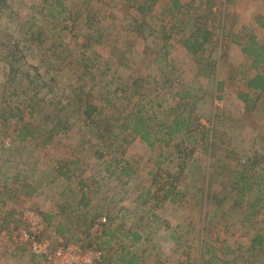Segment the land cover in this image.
<instances>
[{"label": "trees", "instance_id": "trees-1", "mask_svg": "<svg viewBox=\"0 0 264 264\" xmlns=\"http://www.w3.org/2000/svg\"><path fill=\"white\" fill-rule=\"evenodd\" d=\"M204 1L206 8H211L212 0ZM119 2L123 18L128 19L123 28L125 33L146 43L140 52V59H137L140 62L146 60L141 63V68L139 67V70L145 69L146 72L133 70L131 64L134 60L131 62L129 58L133 53L118 49L116 44L108 57L102 56L97 48L104 42H111L112 37L105 29L97 26L104 19L97 10L92 6L87 7L88 5L85 10H80L85 0H81V7L73 9L66 6L65 0H41V3L34 7L37 12L29 14V22L20 27L18 34L21 38L15 39L17 42L11 46L8 45L10 41L4 44L5 50L0 54L1 69L4 71V81L0 84V152L12 151L10 147L17 144L20 145L18 150L33 145L39 148V152H43L46 148L53 147L61 138H67L74 133L80 136L78 140L82 146L81 150H85L88 148H85V145L90 141L86 134L91 135L94 141L89 143L96 145L92 158L99 163L94 168L102 167L103 172L100 175L104 176L91 174L92 176L83 177L86 170L94 169L90 168V154L81 156L73 148L68 156L60 160L56 158L52 164L34 159L33 163L38 164L40 168L52 169V180L49 179L48 173L39 178L29 174L28 177L33 178V184L36 186L42 185L43 182H47L48 186L59 182L62 189L59 192V200L55 202L57 213H39L43 223L50 226L55 217L59 218L55 233L63 240L68 234L78 237L77 239L80 235L96 237L97 245L88 242L84 247L103 251L101 264H108L106 248L115 240L128 241L130 248L135 245L156 248L155 244H150L154 237L152 229L154 227L159 231L160 225L165 226V223L167 229L168 224L162 222L156 214L145 212L143 207L150 205L151 201L160 206L168 201L172 204L185 202L183 198L187 193L183 187L187 189L189 186L183 185L181 190L180 185L187 176L193 179L191 182L197 184L194 190L199 193L200 209L202 205L201 210L204 211L202 217H198L200 244L203 248L199 258L200 264H264V218L260 220V224H263L262 231L253 234L246 247L239 245L236 249H218V243H212L207 235L210 223L217 218L218 213L221 214L219 219L224 228L230 227L227 220L231 212L244 211L243 225L251 223V219L259 215L264 216V155L254 149L250 153L237 149V146L230 142L226 131L220 133L221 137L216 134L215 123L221 122L222 119L220 108L212 104L206 113L199 110V103L204 96L212 97L214 101L222 99L220 92L224 84L215 82L214 77L224 46L213 41V32L217 29L223 34V26H214L207 22L198 25L197 20L200 18L194 20L190 16L185 22L178 19L176 24L169 22V25L162 20L160 25H153L158 14L157 0ZM181 2L182 0H170L166 13L173 14L175 10L182 8ZM4 3V0L0 1V15L1 5ZM42 12L47 19L45 23L51 26L50 30H47V41L43 36V27L34 29L37 17L41 16V20L43 19ZM164 14L161 12V16L164 17ZM62 15L65 18L59 20ZM207 16L208 14L204 17L206 21ZM109 18L114 23L123 21L112 14ZM61 21L67 22L57 32L58 22ZM79 25L86 27L87 32L77 34ZM241 28L242 33H245L247 27ZM64 29H68L74 38V48H71L69 43L65 45L60 42L58 35ZM109 30L110 28L107 29ZM177 35L180 36L182 52L192 59L195 76H204L208 81L206 90L200 95L188 88H178L182 84L181 81L177 82V78L172 79L169 76L173 68L171 63L174 62L169 56V50L173 47L171 42L176 40ZM154 38L161 40L162 44L159 46L154 42ZM241 38L233 40L232 44L239 46L244 62H249L246 67L248 69L244 71L254 70L255 74L245 78V91L238 92L237 98L243 104L242 115L250 116L256 101L264 94V74L259 73L264 66V47L258 45L252 36H245L243 40ZM27 54L35 55V66L26 62ZM55 64H58V68ZM65 66L72 76L75 73L76 81L74 85L62 88L58 78ZM121 68L129 70V74H123ZM105 78H110L111 81L103 80L101 83L100 80ZM169 97L176 100V104L164 108L162 105L167 103ZM196 130L198 136H191ZM187 134L190 136H185ZM6 138L10 139L11 143L6 142ZM134 140H139L151 149L158 147L156 149L160 152L175 148L181 157L178 158L177 170L167 173L157 171L154 180H160L161 184L155 192L136 184L130 189L131 194L135 195L130 209L120 206L114 211L115 208L112 209L107 200H112L116 195L99 198L98 193L103 192L102 184L106 180L107 185L121 186L128 185L129 180H132L137 168L123 161L118 154H123L127 144ZM253 145L254 143L251 146ZM33 153L32 148L28 155ZM169 157L171 156L166 157L158 153L155 162L157 165L165 163ZM169 160L173 162L170 158ZM32 167L39 171V167ZM13 180L20 183H13L18 186L14 188L17 196L30 195L36 191L28 181L19 180L18 175ZM27 188L29 190H26ZM128 190L129 187L125 192ZM208 207L210 211L207 210ZM10 216L4 221V226L7 228L13 222L12 226L17 228L19 222L14 219V213L10 212ZM128 217L138 223L136 229L140 232L132 231L134 222L128 227ZM109 223L113 224V229H107ZM141 223L143 225H140ZM148 223L152 228L148 227ZM95 226L102 230L92 232ZM146 228L147 232L142 230ZM174 231L178 234L174 235V241L181 243V229L176 226ZM104 236L109 239L102 240ZM65 241L74 242L67 238ZM186 241L185 239L184 242ZM16 248L18 255H25L23 248L18 245ZM129 253L131 252L126 251L121 254L119 264H143L139 257ZM203 257L207 258L201 263ZM38 259L32 256L29 262L35 264L40 262ZM155 264L164 263L155 261Z\"/></svg>", "mask_w": 264, "mask_h": 264}, {"label": "rangeland", "instance_id": "rangeland-1", "mask_svg": "<svg viewBox=\"0 0 264 264\" xmlns=\"http://www.w3.org/2000/svg\"><path fill=\"white\" fill-rule=\"evenodd\" d=\"M256 1L257 2L253 4L245 0H212L211 8L207 9V5L204 0H193V2L192 0H182L181 4L183 7L175 10L176 12L172 14L166 13L170 0H157L156 13L158 14H156L157 18L153 25H160L162 20H165V24H169V22L170 24H176L178 19H182L185 22L188 16H190L191 18L193 17L194 20L200 18L197 20L198 25L207 22L208 24H213L214 26H223V34H221V32L217 29L213 32V41H215L217 45L221 43L222 46H224L222 47V58L220 59V64L214 77L215 82L219 81L224 84L223 89L220 92L222 99L214 101L212 97L208 98L207 96H204L203 100L199 103V110L206 113L209 111L210 105L212 104L213 106H217L218 109L220 108L222 111L220 112L222 113V119L220 120L221 122L215 123L216 126L214 127V130L216 134L221 137L220 133H224L226 131L228 132L227 137L231 139L230 142L233 146L236 145L237 149L249 153L252 152V149H254L258 153L264 155V94L261 99L256 101L254 111L250 116H246L244 114L242 115L241 112L243 104L238 100L237 93L245 91L244 80L246 77L254 75L255 71L250 69L244 71V69H248L246 67H248L249 62H242L244 60V56L241 54L239 46L232 44V41L238 39V37L241 38L243 36V38H241V40H243L245 36H252L258 45L264 46V27L261 26V24H264V7L260 6V4L264 6V0ZM4 2V5H1L2 13L0 15V54H2L5 50V47L3 46L4 44L10 41L8 45L11 46L14 42H17V40L21 38V35L18 34L20 27L29 22V14L32 15L37 12L34 7L39 5L41 0H4ZM80 2L81 0H65L66 6L69 9L81 7ZM119 4V0H85V3L80 10H85L87 5V7L92 6L94 10H97L101 14L100 17L105 19H102L101 23L97 24V26L101 29H105L106 32H109L112 40L109 43L104 42L103 45H99L97 48V50L101 52L102 56L104 58L108 57L112 47L116 44L118 49L133 53V55L129 56L131 62L134 60L133 64H131V68L133 70H139V67L141 68V63L146 62V60H143L142 62L137 60L138 58L140 59V52L146 43H143L142 41L133 38L130 34L125 33L123 28L127 25L128 19L123 18V14H121L120 11L122 7ZM244 4L255 5V7L245 11L246 5ZM161 12L165 13L164 17L161 16ZM110 14L118 16V20L120 18L123 19V21L114 23L109 18ZM207 14L208 16L206 21L204 17ZM42 16V20L41 16L37 17L34 29L43 27L42 29L45 30L43 32V36L47 41L49 39L47 35L49 33H47V30L51 26L45 23L47 19L45 18L44 12H42ZM63 17L64 15H62L59 20H63L65 18ZM254 18H256L257 21L254 20ZM66 22L67 21L58 22L59 27L57 32L60 27L66 24ZM82 26L79 25L77 27V34H84L87 32L86 27L82 28ZM241 26L247 27L246 30H244L245 33H242V30L240 29ZM79 28L80 30L78 31ZM108 28H110L109 31H107ZM186 32H188V30ZM233 34H235V36H233ZM58 36L60 42H63L65 45L69 43L70 47L74 48L75 40L69 34L68 29L62 30ZM179 40L180 36L177 35L176 40L174 39L171 42L173 47L169 50V56L174 59V62L171 63L173 68L169 76L172 79L177 78V82L181 81L182 86L180 85L178 88H188L191 92L196 91L197 95H200L201 92L206 90L208 81L204 78V76H195L192 59L182 52ZM245 41H247V39H245ZM154 42H156L159 46L162 44L161 40H156L155 38ZM34 56L35 55L27 54L26 57V62L33 66L37 63L36 57ZM55 65L58 68V64ZM1 67L2 64H0V84L4 81V71ZM59 68L62 67L59 66ZM261 68L262 69L259 73L264 74V66ZM121 70H123V74H129L130 72L129 70L123 68H121ZM30 71L33 74V70L30 69ZM139 71L146 72L145 69H141ZM40 72H43V70H40ZM58 80L60 81L62 88H65L68 85H74L76 81L75 73L74 76H72L68 67L65 66ZM103 80L108 81L110 78L101 79L100 82L102 83ZM166 102L167 103L162 105L164 108H167L166 106H173L176 104V100L170 97ZM195 134L198 136L197 130L196 132L193 131L191 136ZM185 136L190 135L187 134ZM86 138L90 140L89 142L94 141L91 135L86 134ZM78 139H80V136H78L77 133H74L67 138H61L60 141H58L53 147L46 148V151L43 152H39V148H36L33 145L27 146L24 150H18V148H20V145L18 144L10 147L12 151L8 150L5 153L0 152V264L30 263L28 255H18V250L16 248L17 243L14 240L15 228L11 225H8L7 228L4 226V221L11 217L10 212L15 213L22 210L32 214L37 213L38 215L39 213H48L52 215L57 213L55 202L59 200V192L62 188L59 187L60 185L58 181L55 182L54 185L49 186L47 185V182H43L42 185L38 186L33 184V178L28 177L29 175H34L35 178H39L42 177L43 174L48 173L49 179L52 180L51 177H53L52 169L50 167L46 169H44V167L40 168L38 164L33 163L34 159L36 158L47 162L48 164H52L56 158L59 160L65 158L72 152L73 148H75V150H77L76 153H79L81 156H88V153L90 154V168H94L96 164H99L97 160L92 158L96 145L88 142L85 145V148H88L85 149L83 147L85 150H81L82 146L80 145V140ZM5 141L11 143V140L8 138H6ZM178 141L179 140H176V142ZM253 143L254 145L251 146ZM32 148L34 149V153L29 156L28 152ZM156 148L158 147L151 149L139 140H134L129 145L127 144L125 152L123 154H118V157H121L123 161L131 164L133 168H137L136 173L134 174L132 180H129L128 185H107V180L103 182L102 185L104 187L100 185L103 192L98 193L99 198H110L115 194L116 196L112 200H107L110 203V207L112 209L115 208V211L120 206H125L130 209L135 196L134 194H131L132 190L130 189L134 188L136 184L138 186H144L152 192H155L161 184L160 180H154V177L157 176V171L159 173H161V171L167 173L177 170V164L179 162L178 158L181 157V154L178 153L175 148L171 147L170 149H167V152H160ZM158 153H162L166 157L167 155L171 156L169 158L173 162H170L169 158H167L165 163L157 165L155 159H157L156 157ZM54 164L55 163H53V165ZM32 166H36L35 168L39 167V171L36 169L34 170ZM43 170L45 173H43ZM101 172H103L102 167H98L97 169L94 168L93 170L88 169L85 173H83V177L92 175H98L101 177L103 175H100ZM16 175H18L19 180H26L30 185L32 184L31 187H35L36 191L30 193V195L28 194L23 196V194H20L21 196H17L18 193L14 191V188H18V186L13 184L14 182H18L13 180L16 178ZM98 176L97 178H99ZM191 181H193V179L187 176L184 180H182V185H180L181 190L183 185L189 186L187 189L183 187L187 195L183 198V200L186 201L182 204L179 203L180 201L176 202L180 205L172 204L168 201L160 206L154 205V201H151L149 203L150 205L143 207L145 212L149 211L156 214L163 220L162 222H167L168 224L167 229H165V226H167L166 223L165 226L161 224L159 231L153 227L152 232L154 235L152 236L154 237L150 244H155L156 248H143L141 245H135L133 248H130V243L128 241H124L123 239L119 241L115 240L116 242L112 241V243L109 244L110 249L106 248L108 250V254H106V258H109L108 264H119V257L126 251L131 252L129 253L130 255L135 254L139 257L143 264H155V261H160L164 264H200L199 258L203 253V248L200 244L201 237H199L200 230H198V217H202L204 211L201 210L202 205L200 209L199 204L201 199H199V193L194 190L197 184H194ZM127 187H129V190L125 192ZM29 188L26 190H29ZM159 193L161 194L162 192L159 191ZM120 198L123 199L120 200ZM146 198H148V196H146ZM178 199L180 200V197H178ZM207 210H209V207ZM243 212L244 211H241L240 213L231 212V215L227 220L230 225L229 228L221 226L223 222L219 219L221 218L220 213H218L217 218L210 223V231L207 235L212 243H218V249H236V246L239 245L246 247L250 243L251 236L256 232L262 231L263 224H260V220H262L264 216L259 215L258 217L251 219V223L243 225L242 220H245ZM39 216L42 218L41 215ZM128 218V227L134 222L135 226L132 227V231L140 232V230L136 229L138 223H136V221H134L131 217ZM57 221H59V218L55 217L50 226L45 224L46 229L42 234L44 239L53 240L54 235H56L55 226ZM140 225L143 224L141 223ZM149 226L152 228L150 223H148V227ZM176 226L181 229V232H179V236L181 235V237H183L181 243L174 241V235H178L175 232L176 230L174 231ZM107 227V229H113V224L109 223ZM147 229L148 228L142 230L146 231ZM100 230L102 229L97 226L92 228V232H98ZM141 232L144 235L146 234L143 231ZM79 237L80 238L77 239L78 237H72L71 234H68L64 238L65 240L67 238L69 241L74 240V242L82 243L83 246L88 242L95 245L98 244V239L96 237L89 238L85 235H80ZM108 239L109 238L107 236H104L102 240ZM185 239L187 240L186 243L184 242ZM143 250H145V252H143ZM206 258L207 257H203V259H201V263ZM35 264L41 263L38 261V263Z\"/></svg>", "mask_w": 264, "mask_h": 264}, {"label": "built area", "instance_id": "built-area-1", "mask_svg": "<svg viewBox=\"0 0 264 264\" xmlns=\"http://www.w3.org/2000/svg\"><path fill=\"white\" fill-rule=\"evenodd\" d=\"M14 219L20 224L15 228V242L25 250V255L39 258L41 264H101L103 261L104 252L97 248L66 242L58 235H54L55 241L44 239L46 227L37 213L20 210L14 213Z\"/></svg>", "mask_w": 264, "mask_h": 264}, {"label": "crops", "instance_id": "crops-1", "mask_svg": "<svg viewBox=\"0 0 264 264\" xmlns=\"http://www.w3.org/2000/svg\"><path fill=\"white\" fill-rule=\"evenodd\" d=\"M245 1H248V2L253 3V4L257 2L256 0H245ZM244 5H246V7H245L246 10H245V11H247L248 9H253V8L255 7V5H249V4H244ZM260 6H261V7H264V6L261 5V4H260ZM242 12H243V11H242ZM254 20L257 21L256 18H254ZM247 26H248V24H247ZM261 26L264 27V24H261ZM241 27H242V26H241ZM241 27H240V29H242ZM263 47H264V46H263ZM241 54H242V53H241ZM242 55H243V54H242ZM243 59H244V58H243ZM242 62H244V60H243ZM25 264H26V263H25ZM28 264H34V263H28Z\"/></svg>", "mask_w": 264, "mask_h": 264}]
</instances>
